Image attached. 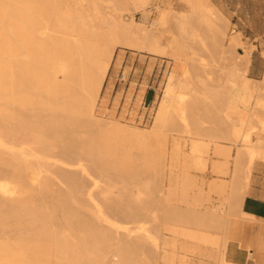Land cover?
Segmentation results:
<instances>
[{
    "label": "bare ground",
    "instance_id": "6f19581e",
    "mask_svg": "<svg viewBox=\"0 0 264 264\" xmlns=\"http://www.w3.org/2000/svg\"><path fill=\"white\" fill-rule=\"evenodd\" d=\"M176 1L0 0V264H264V68ZM126 52L165 64L145 124L101 112Z\"/></svg>",
    "mask_w": 264,
    "mask_h": 264
},
{
    "label": "rangeland",
    "instance_id": "374dc122",
    "mask_svg": "<svg viewBox=\"0 0 264 264\" xmlns=\"http://www.w3.org/2000/svg\"><path fill=\"white\" fill-rule=\"evenodd\" d=\"M160 1H167L176 11L180 10L176 0ZM212 3L227 15L231 27L242 35L243 45L235 48V55L237 57L238 54L243 55L247 46L253 48L247 78L255 84L260 83L264 68V0H212ZM156 11V5H153L152 8L150 7L142 13H136L134 20L137 23L151 21ZM202 57L208 59L207 55ZM118 58L119 65L113 64L109 71L102 94L104 104L101 112L112 113L116 119L125 123L145 124L148 121L150 109L144 110V107L150 105L155 90L161 86L165 64L161 60H154L142 55L133 56L129 52L120 54ZM124 72H126V78L122 80ZM151 91L153 92L152 99L146 104V97ZM129 97H131L127 107L129 113L124 115ZM254 179L255 183L252 184V189L256 193H263L264 163L254 170ZM244 257L240 261L241 263H246ZM193 264H210V262L207 260L195 261Z\"/></svg>",
    "mask_w": 264,
    "mask_h": 264
},
{
    "label": "crops",
    "instance_id": "0c3cea01",
    "mask_svg": "<svg viewBox=\"0 0 264 264\" xmlns=\"http://www.w3.org/2000/svg\"><path fill=\"white\" fill-rule=\"evenodd\" d=\"M242 210H246L248 214L264 221V199L257 197H246L242 204Z\"/></svg>",
    "mask_w": 264,
    "mask_h": 264
},
{
    "label": "water",
    "instance_id": "95a60500",
    "mask_svg": "<svg viewBox=\"0 0 264 264\" xmlns=\"http://www.w3.org/2000/svg\"><path fill=\"white\" fill-rule=\"evenodd\" d=\"M152 96H153V92L151 91V92L148 93V95L146 97V104H148L151 101Z\"/></svg>",
    "mask_w": 264,
    "mask_h": 264
},
{
    "label": "trees",
    "instance_id": "16d2710c",
    "mask_svg": "<svg viewBox=\"0 0 264 264\" xmlns=\"http://www.w3.org/2000/svg\"><path fill=\"white\" fill-rule=\"evenodd\" d=\"M248 202V201H247ZM246 211V210H245Z\"/></svg>",
    "mask_w": 264,
    "mask_h": 264
}]
</instances>
